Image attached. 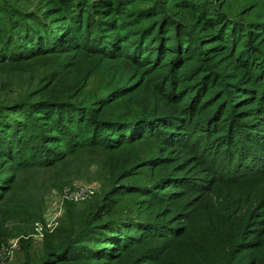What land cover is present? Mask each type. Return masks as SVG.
Instances as JSON below:
<instances>
[{"label":"trees","instance_id":"obj_1","mask_svg":"<svg viewBox=\"0 0 264 264\" xmlns=\"http://www.w3.org/2000/svg\"><path fill=\"white\" fill-rule=\"evenodd\" d=\"M230 2L0 0V202L11 188L14 170L22 166L67 164L87 147L113 153L124 143L151 135L162 150L132 161L129 156L114 159L108 169L110 191L83 202L66 199L65 216L56 229L61 238L46 245L42 254H27L20 264H117L125 252L130 258L125 264H162L163 255L178 247L176 239L187 237L194 223L190 212L179 218L180 211L168 205L172 199L182 200L175 187L186 186V177L175 169L157 174L153 182L124 179L141 174L142 166H168L162 143L179 141V136L182 143L200 133L202 129L187 124L197 122L187 115L213 105L207 90L226 89L231 78L242 97L236 102L221 95L225 101L204 126L209 145L220 153V169L234 172L208 178V189L205 179L199 183L190 178L189 184H199L202 194L189 206L198 211L213 207L203 197L216 189L231 218L240 214L244 219L248 233L220 256L224 264L236 259V264H264V164L251 163L255 151L248 142L253 130H237L232 118L251 99L261 106L264 120V20L241 21L238 30L221 11ZM124 61L132 62L135 70L119 72L117 65ZM228 64L233 66L229 71ZM161 69L165 73L153 83V98L159 100L138 105L132 95L130 103L126 94ZM138 71L141 76L134 81ZM241 114L240 122L245 120ZM254 121L245 120V126L261 123ZM117 193L141 197L125 209L114 201ZM181 222L187 226L181 228ZM169 235H174L172 243L153 244L133 257V244L153 236L164 243ZM194 243L198 247L196 239ZM240 244L247 251L236 255Z\"/></svg>","mask_w":264,"mask_h":264},{"label":"rangeland","instance_id":"obj_2","mask_svg":"<svg viewBox=\"0 0 264 264\" xmlns=\"http://www.w3.org/2000/svg\"><path fill=\"white\" fill-rule=\"evenodd\" d=\"M228 1L232 2L226 4L221 11L223 14H226V17H232V19H230L234 22L233 25L238 30L241 29V21L249 23L251 20H264V0ZM230 65L228 64L226 66L227 71L232 69L233 66ZM117 68L119 72L128 74L129 71L133 72L136 66L132 62L124 61L118 64ZM186 68L189 71L190 66ZM161 71L164 70L161 69L146 76L144 81L139 84L130 95L126 94V96H130L128 97V101L132 103L131 97L134 95L136 96L135 99H139L137 102L138 105H143L145 102L150 103V101L156 103L159 99L156 97L153 98V83L157 79V76L160 75L159 73H165ZM222 74L223 71H221V75ZM140 76L141 72L138 71L134 75V81ZM214 76H217V74H214ZM243 76L244 74L242 73V77ZM71 85L72 87L74 86L73 80H71ZM95 85L98 86V83ZM234 86L235 80L231 78L229 84L226 85V89L222 88V90H217L218 86L211 87V90H207L206 94L212 96L211 103H213V105H209L207 108L202 107L198 109L199 111L196 110V115L191 113L187 115L188 118L197 121L196 123L188 122V125L196 128V131L202 129L200 133H194L192 140H183L182 143L184 144H182L180 143L182 137L179 136V141L176 139V142L165 141L166 144L162 143L164 145L163 149L167 150L168 153L165 157H170L166 161L168 166L158 169L159 171L157 169L153 170L148 166H142L140 170L142 171L141 174L134 175V177H126L124 179L132 183L153 182L158 175L165 174L167 171L170 173L175 172V169L179 175H184L186 177L184 182L186 186L175 187L176 189H180V193H177V196L183 195L182 200L172 199L171 203L168 205H171V207L174 206L175 210L180 211L181 215L179 218H182L183 215L190 212L193 216L194 223L191 228L189 227L187 237L179 236L176 239V241L179 240L178 247L173 248L171 252L167 251L163 255L162 264H178L179 262H181V264H220V262L224 264L220 256L225 254L229 249L231 250L232 244L236 242L240 243L244 235H248V233H245L243 230L244 219H241L240 214H236L234 218H231L230 213L224 208H227V204L223 201V198L216 193V189H214V191H209L207 197H203L207 199L206 202L211 203L210 205L213 207L198 211L197 208L191 209L189 206L202 194V188L201 191L198 192L201 187L199 184L195 186L189 184L191 179L195 181L198 180L199 183L205 179L206 188L208 189V178H214L215 174L228 176L234 172V168L232 170L230 167H223V170L220 169L218 164L220 153L217 150H213V146L209 145V136H207V131L204 126L207 122L206 119L208 117L211 118L210 116L213 117V112L221 107L222 102L225 101V98H221V95L226 94L228 99L237 98L236 102L239 101L238 97L241 96L243 91L238 89L235 90L233 88ZM91 88L93 89V87ZM233 91L236 95H233ZM159 105H162L161 100L159 101ZM260 107L258 103H253L251 99H249L248 104H243V106L236 108L240 113L237 112L232 118L235 120V127L237 130H253V135L249 138L253 140H249L250 143L248 142L251 146H249L250 150L252 149V152L255 151V159L253 158L251 163L253 166L260 164L259 167H263L264 159L261 157H264V120L261 121L260 115L262 113H259ZM191 111L194 112L195 109H191ZM224 111L225 110H221V113ZM242 112L245 113L244 118L246 121L257 120L254 121V123L258 121L261 123H259L256 128L245 126L246 122L244 119L241 122L238 121V119L241 118ZM227 114L228 110L224 113V116H227ZM262 117L264 118V116ZM222 119L223 118L220 120ZM225 120L227 119L222 121ZM222 132H224V130ZM151 137L153 136L151 135ZM151 137H146L142 142H134L133 144L124 143L119 149L114 150L113 153L99 146L87 147L81 150L78 156L72 157L71 161L67 164H54L51 166L28 165L15 169L10 185L11 188L0 202V246L2 245L0 249L7 243V245H9L12 241H17L19 245L14 248L12 254H8L9 256L6 257L5 264H20L27 254H36V252L42 254L46 245L49 246L53 241H58L59 238H61L59 233L56 232V229L65 216V205L67 201L65 200L66 202L62 205L60 204L61 195L65 187L88 181L97 186V190L94 193L95 195L89 197V199H94L98 197V195L102 197L112 188V185L109 184L108 169L111 168L110 166L111 163L113 164L114 159L120 160L121 158H125V156H129L132 161L139 157L146 158L147 155L151 153L162 154L160 146H155L157 142ZM197 140V147H194L192 144ZM220 144H223V141L220 142ZM224 147H226L225 144L222 148ZM258 154L260 155L258 156ZM3 170L7 172L9 168L5 167ZM237 170L238 167L236 166L235 172ZM255 179L258 178L255 177ZM183 191H187V193ZM254 193H256V191H254ZM115 197L116 199L114 201H119L118 203L122 205L123 208L127 209L132 207V205L140 199L141 195L139 193H117ZM69 200L70 199H68V201ZM78 202L83 201L80 200ZM206 202L205 200L203 201V203ZM162 205L165 207L166 203L164 202ZM168 209H170V207H168ZM59 210H61V212L56 221H54L53 224H49L48 219ZM138 210L141 211L142 207L139 206ZM182 223L184 224L181 225ZM38 224H43L45 227L43 235L37 234ZM180 225L182 228V226H187V223L181 222ZM169 234H174V232H170ZM173 236L174 235L166 236L167 238L163 240L164 243L159 240V238L163 239L162 237L153 236L147 238V240H143L141 243L133 244L131 246L133 257L137 256L143 249L151 248L153 244L168 243L172 240L171 237ZM195 239L198 241V247L195 246ZM26 251H29V253ZM245 251L247 250H244L243 245L241 246L240 244L236 250V255ZM127 253L128 252H125L123 259L119 260L117 264H125L129 261L130 258L127 256ZM241 257L242 255L239 256V259H241ZM238 261L239 260L236 259L235 264ZM243 262H246V260L241 261L240 264Z\"/></svg>","mask_w":264,"mask_h":264},{"label":"built area","instance_id":"obj_3","mask_svg":"<svg viewBox=\"0 0 264 264\" xmlns=\"http://www.w3.org/2000/svg\"><path fill=\"white\" fill-rule=\"evenodd\" d=\"M96 190H97V186L88 181L81 182L80 184H77L74 186H67L64 188L62 192V195H61L62 198H61L60 204L62 205L66 199H71V200H76V201L87 199L91 197L95 193ZM60 212L61 210L56 211L55 214L48 219L49 224H53L54 221H56ZM44 230H45V227L43 226V224L37 225V232H38L37 234L43 235ZM7 244H5L0 249V264H5L6 257L9 256L8 254H12V252H14V248L19 245L17 241H12V243H10L9 245Z\"/></svg>","mask_w":264,"mask_h":264}]
</instances>
